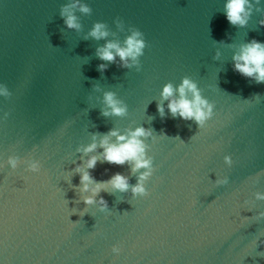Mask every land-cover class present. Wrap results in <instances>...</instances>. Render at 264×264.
I'll return each instance as SVG.
<instances>
[{
    "label": "water",
    "instance_id": "95a60500",
    "mask_svg": "<svg viewBox=\"0 0 264 264\" xmlns=\"http://www.w3.org/2000/svg\"><path fill=\"white\" fill-rule=\"evenodd\" d=\"M225 3L0 0V264H264L254 243L264 234V82L233 60L264 41V0H250L243 25L226 19ZM97 23L106 36L91 35ZM134 31L145 42L135 60L100 58ZM185 77L213 106L203 124L173 115L161 96ZM109 91L124 115L111 113ZM138 126L151 130L142 193L133 186L149 168L110 163L100 146L111 129ZM80 169L92 186L122 173L129 187L106 183L86 203Z\"/></svg>",
    "mask_w": 264,
    "mask_h": 264
},
{
    "label": "clouds",
    "instance_id": "9594fccd",
    "mask_svg": "<svg viewBox=\"0 0 264 264\" xmlns=\"http://www.w3.org/2000/svg\"><path fill=\"white\" fill-rule=\"evenodd\" d=\"M250 0H226V19L232 24H245L250 8L248 7ZM86 5H82V11H88ZM68 9H65L67 12ZM264 23V21H261ZM66 24L69 27H79L77 18L69 14L66 17ZM108 33L102 23H97L91 31V35L96 38L106 36ZM139 31H134L126 38L125 46H121L118 42H107L104 46L98 49V55L103 60L112 61L118 55L125 64L128 58L135 60L143 50L144 40ZM115 50V51H113ZM234 69L239 71L242 75L253 77L257 82H264V41L253 39L241 46L240 50L234 54ZM101 69L106 65L101 64ZM7 89L0 85V94H6ZM191 93V96L188 94ZM178 94V95H177ZM161 96L168 99V109L173 115H179L184 119H195L198 123L203 124L206 119L212 115V104L206 98H203L195 81L185 77L179 86H174L171 82L167 83L162 91ZM105 101L109 106L111 113L115 115H124L127 112V106L115 97L111 91L105 93ZM157 108L161 115L164 113V104L160 103ZM108 112L105 111V115ZM151 134L150 129H145L143 126H138L128 132H120L118 129H111L109 133L105 134L100 140V146L103 148L101 155L110 163L123 164L126 161H133L134 169L141 167L149 168V171L141 173L140 182L133 186V192L142 193L145 191L143 180L150 174V159L145 158V143L142 139ZM115 136L116 140L112 141L110 137ZM97 147L95 141L89 144L84 151L91 152ZM99 157L92 155L86 162V168H93L96 165ZM230 160V157H226ZM11 163L15 165L16 160L11 159ZM35 166V165H33ZM82 171L81 181L83 189L90 191L93 195L86 196L85 202L92 203L95 193L99 192L105 184H111L112 187L120 190H126L129 187L128 178L122 173L114 174L107 182L95 183L93 185V178L85 169ZM226 182V181H225ZM256 198L264 200V193H256ZM103 204V198L101 197ZM259 216L264 217V212L258 213ZM264 234L256 237L254 243L256 246L258 242L264 244ZM112 251L119 253L121 248L118 245L112 246Z\"/></svg>",
    "mask_w": 264,
    "mask_h": 264
}]
</instances>
